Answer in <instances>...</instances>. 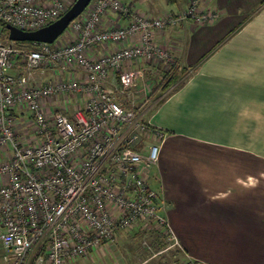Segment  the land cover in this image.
Wrapping results in <instances>:
<instances>
[{
    "label": "built area",
    "instance_id": "built-area-1",
    "mask_svg": "<svg viewBox=\"0 0 264 264\" xmlns=\"http://www.w3.org/2000/svg\"><path fill=\"white\" fill-rule=\"evenodd\" d=\"M73 2L0 0V254L7 264H66L121 231L166 223L149 182L162 133L120 97L147 93L146 72L174 62L157 40L164 29L217 14L203 0L158 15L130 0H90L51 43L1 38L6 24L34 30Z\"/></svg>",
    "mask_w": 264,
    "mask_h": 264
},
{
    "label": "crops",
    "instance_id": "crops-1",
    "mask_svg": "<svg viewBox=\"0 0 264 264\" xmlns=\"http://www.w3.org/2000/svg\"><path fill=\"white\" fill-rule=\"evenodd\" d=\"M130 1L143 12L175 11L155 7L159 0ZM256 1L211 0L214 23L189 20L157 37L174 52V64L190 70L146 108L153 86L147 100H137L142 118L162 133L149 182L156 181L151 186L178 245L137 227L66 264H264V7L227 36ZM144 241L152 245L149 259ZM157 246L169 252L150 261L164 250Z\"/></svg>",
    "mask_w": 264,
    "mask_h": 264
},
{
    "label": "rangeland",
    "instance_id": "rangeland-1",
    "mask_svg": "<svg viewBox=\"0 0 264 264\" xmlns=\"http://www.w3.org/2000/svg\"><path fill=\"white\" fill-rule=\"evenodd\" d=\"M165 1L166 0H159V3H161L162 4V7H160V5H155V7H157V8H159V9H161V8H172L173 10H178V9H182V8H184V7H186L188 4H189V1L190 0H188V2L185 4V5H181V6H179L178 7V5L180 4V3H182L181 1L182 0H178V1H176V2H174V3H168V4H165ZM167 3V2H166ZM211 3V0H203V5H209V7H210V9H212L215 13H217V10L216 9H214L213 7H212V5L210 4ZM174 4H177L176 6L174 5ZM135 7L137 8V9H139V10H145L144 8H142V6H140V5H138V4H136L135 5ZM177 7V8H176ZM262 7H264V0H257L256 2H254L252 5H251V7H249L250 9L248 10V14L247 15H245L240 21H239V23L236 25V27L234 28V29H231V31L227 34V36H230V35H232L234 32H236L237 30H239V28L244 24V22L248 19V18H250L251 17V15H254L257 11H259L260 10V8H262ZM161 11H162V9H161ZM164 11H166V10H164ZM216 18H218L217 17V14H216V16L213 18V20L212 21H210V22H204V23H194V22H192V24L194 25V26H202V25H204V24H210V23H214V21L216 20ZM187 21H189V20H186V21H183V22H187ZM180 23H182V22H180ZM179 23V24H180ZM194 26H192L193 28H195ZM67 30V29H66ZM65 30V31H66ZM65 33V32H64ZM64 33H62L59 37H58V39L59 38H61L62 36H63V34ZM3 37H7V29L5 30H3L2 31V34H1V38H3ZM175 46V45H174ZM165 47H167L169 50H170V53H171V56H172V59H173V61L174 62H172V65L175 63V58H174V52L172 51V49L170 48V47H168V46H165ZM209 53V52H208ZM207 53V54H208ZM206 54V55H207ZM205 55V56H206ZM199 63V62H198ZM198 63H196V64H194V65H191L190 66V68L191 69H193V68H195L197 65H198ZM164 65H161V67H163ZM168 67V66H167ZM167 69H169V68H167ZM158 70V69H157ZM166 71V70H165ZM159 72V73H158ZM158 72H155V70H149L148 72H146V75H145V77L144 78H146V79H144L143 81H142V83L143 82H145L147 85H148V87L150 88V86H151V90H152V86L154 87V91L156 92L155 93V95L153 94L154 92H152V94H153V96L150 98L151 100H149V101H146V102H144L143 103V105H145L144 106V108H146L147 107V105L149 104V103H151V101H156V99H154L155 97H158V95H160V94H162L163 96H165V95H167L168 93H170L174 88H177V87H179L180 85H182V83H184V81L186 80V77H187V75L189 74V72H190V70H188L186 67L185 68H183V70L180 72V74L178 75V77H177V79H175V80H173V81H171V84H169V85H167V86H165V84H164V82H162V79H163V73H164V70H161L160 68H159V71ZM157 73V74H156ZM154 77V78H153ZM149 78H153L154 80H152V79H149ZM154 83H153V82ZM153 83V84H152ZM139 87V86H138ZM138 87H136V89L135 90H137V89H140V88H138ZM165 95H164V94ZM135 95V94H134ZM133 95V96H134ZM124 102H126L127 103V105H130V104H132L133 102H135L136 103V105L137 104H141V103H139V101H141V99H143L144 101L145 100H147L149 97H148V93H142V95L140 96V95H135V97H120ZM137 100H139V101H137ZM161 100V99H160ZM137 101V102H136ZM27 115H29V113L27 112L26 113ZM158 138H160V136L158 137ZM158 138H156V143H158V144H160L159 143V141H158ZM194 150V149H193ZM151 172H152V168H151V171H150V175H149V178H150V176H151ZM151 179V178H150ZM150 184L155 188L156 186H154V184L156 185V181H154V179H153V181L152 180H150ZM165 206H164V204H163V206H162V210H163V212H164V216H165ZM165 218H166V216H165ZM149 230L150 231H153V230H156L158 233H164V234H168L167 235V237H169L170 236V238H169V240L171 241L172 240V242H173V244H175V245H178V242H177V240L174 238V235L172 234V231H171V228H170V226H169V224H168V221H167V219H166V223L165 224H163V225H161V226H157V228H155L153 225L152 226H149ZM166 237V236H165ZM166 237V238H167ZM142 244H143V247H145V249H146V251H147V255H146V253H144V255H142V256H144V257H146V258H150V255L152 254V252L153 251H150V249L149 248H152V245H149V243L148 242H146V241H144V242H142ZM169 245H170V242H169ZM172 245V244H171ZM160 247H161V249L163 248L164 250H162V251H159V252H157L155 255H153L152 256V258L150 259V261H152L155 257L157 258V259H159V257H161V258H163V257H166L167 255H166V253H168L169 252V249H167L168 248V246H157V250L158 249H160ZM156 249H154V251H157ZM163 256V257H162ZM2 258H1V254H0V264H3L2 263ZM155 261V260H154ZM193 261L192 260H189V263H192ZM196 262V261H195Z\"/></svg>",
    "mask_w": 264,
    "mask_h": 264
},
{
    "label": "water",
    "instance_id": "water-1",
    "mask_svg": "<svg viewBox=\"0 0 264 264\" xmlns=\"http://www.w3.org/2000/svg\"><path fill=\"white\" fill-rule=\"evenodd\" d=\"M90 0H74L70 7L58 18L50 23L34 30H21L10 24H6L8 38L15 41L53 42L67 27L69 22L77 17Z\"/></svg>",
    "mask_w": 264,
    "mask_h": 264
},
{
    "label": "trees",
    "instance_id": "trees-1",
    "mask_svg": "<svg viewBox=\"0 0 264 264\" xmlns=\"http://www.w3.org/2000/svg\"><path fill=\"white\" fill-rule=\"evenodd\" d=\"M176 1L178 0H166L167 3H174ZM17 43L20 45L32 46L33 41L25 40V41H17ZM182 70L183 68H181L179 65L173 64L169 67L168 70L164 71L162 82H164L165 86L171 84V81L177 79L178 75Z\"/></svg>",
    "mask_w": 264,
    "mask_h": 264
}]
</instances>
